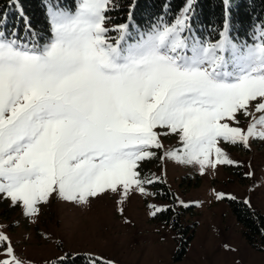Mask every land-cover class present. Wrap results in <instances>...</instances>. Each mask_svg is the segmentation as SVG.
Returning <instances> with one entry per match:
<instances>
[{"label":"snow or ice","instance_id":"6c2138e0","mask_svg":"<svg viewBox=\"0 0 264 264\" xmlns=\"http://www.w3.org/2000/svg\"><path fill=\"white\" fill-rule=\"evenodd\" d=\"M224 5L217 38L206 40L194 26V0L173 20L160 16L144 26L131 10L113 23L118 0L49 5L43 34L30 22L24 34L9 26L7 7L23 18L19 0H10L0 9V199L33 222L53 198L89 207L117 194L123 205L132 193L152 195L147 186L161 181L142 175L154 150H164L162 161L198 166L201 175L240 166L222 143L250 148L264 140V23L244 38L233 35L231 0ZM169 135L180 148L165 149ZM149 207L152 216L169 210ZM78 259L65 252L56 264ZM0 264H29L3 225Z\"/></svg>","mask_w":264,"mask_h":264},{"label":"rangeland","instance_id":"374dc122","mask_svg":"<svg viewBox=\"0 0 264 264\" xmlns=\"http://www.w3.org/2000/svg\"><path fill=\"white\" fill-rule=\"evenodd\" d=\"M248 122L241 118V126ZM162 143L166 150L181 147L176 135L163 137ZM222 147L240 166L219 165L201 175L198 166L162 161L164 150H154L157 158L141 165L144 177H161L147 186L152 195L132 193L120 205L119 195L110 194L89 207L53 198L34 222L0 199V225L29 264H51L65 252L112 264H264V243H250L231 208L241 202L264 217V140H252L250 148ZM215 193L226 198L218 200ZM149 205L172 209L171 219H161L167 211L152 216ZM175 219L193 236L180 261L175 255L187 237L174 229Z\"/></svg>","mask_w":264,"mask_h":264},{"label":"trees","instance_id":"16d2710c","mask_svg":"<svg viewBox=\"0 0 264 264\" xmlns=\"http://www.w3.org/2000/svg\"><path fill=\"white\" fill-rule=\"evenodd\" d=\"M78 0H19V8L22 9L23 18L17 14V9L7 7L9 12V26H15L24 34L25 23L30 22L32 28L41 34L49 30L47 9L49 5L61 7L75 6ZM10 0H0V9H4ZM118 10L111 13L113 23H123L128 19L131 10L133 22L137 25H147L157 17L164 16L167 20H173L185 6V0H118ZM194 26L199 35L206 40H215L217 32L224 22V0H194ZM264 23V0H231V24L233 35L244 38L251 34L254 24ZM234 215L245 228L244 235L252 245L256 242L264 243V217L257 211L250 209L241 202L231 204ZM172 209L161 214V219H171ZM174 229L183 233L187 239L176 252L175 258L180 261L192 240L190 228H185L179 219H175ZM183 231V232H182ZM86 255H79L77 264H90ZM57 261V260H56ZM56 261L51 264H56Z\"/></svg>","mask_w":264,"mask_h":264}]
</instances>
